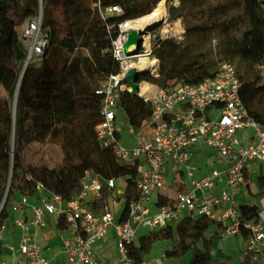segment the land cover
<instances>
[{"label": "built area", "instance_id": "1", "mask_svg": "<svg viewBox=\"0 0 264 264\" xmlns=\"http://www.w3.org/2000/svg\"><path fill=\"white\" fill-rule=\"evenodd\" d=\"M96 6L104 20L123 12L120 5L103 7L99 1ZM129 22L119 24L116 35L112 34L115 26L106 28L119 72L105 79L96 91L101 104L100 119L95 126L99 147L112 151L120 164L137 171V193L124 202L126 219L117 218L115 210V202L122 194L119 181L124 178H104L88 170L79 193L68 202L42 183L37 184L36 203H31L27 196L13 202L10 213L15 216L0 226V242L10 222L21 233L18 244L21 257L15 264H51L40 244L27 234L33 226L46 227L51 219H62L66 226L62 242L65 264H102L94 246L111 231L116 240L117 264H133L129 247L136 243L140 229L151 232L175 227L187 217H206L219 226L222 240L245 234L246 247L239 258L242 264H264L263 215L260 214L259 221H242L238 200L253 164H264V123L249 115L240 94L242 83L235 65L223 62L212 77L198 84L180 83L169 89L137 81V96L150 106L152 114L138 131L129 125L134 145L128 146L122 141L117 116L123 93L132 91L126 75L132 69L140 70L137 64L146 57L157 61L150 76L159 77L161 67L160 59L153 55L159 41L152 44L149 38L146 42L145 36L141 37L136 54L127 55L124 43L133 28L124 26ZM42 25L40 0L39 14L26 22L22 32L27 46L24 68L41 59L48 46L49 34ZM256 68L264 86V61ZM144 84L150 87L146 93H142ZM200 147L216 159L221 165L219 169L198 174L201 167L195 158ZM169 165L177 167V195L160 205L156 198L167 186L165 173ZM27 210L32 214L29 219ZM0 264L7 263L0 259Z\"/></svg>", "mask_w": 264, "mask_h": 264}, {"label": "trees", "instance_id": "2", "mask_svg": "<svg viewBox=\"0 0 264 264\" xmlns=\"http://www.w3.org/2000/svg\"><path fill=\"white\" fill-rule=\"evenodd\" d=\"M120 5L122 14L104 20L96 6ZM161 0H43V30L49 34V43L43 57L33 61L25 70L21 82V97L17 106L16 124L12 99L21 78L27 46L22 32L26 22L40 12V0H0V226L10 218V208L17 195L36 197L37 184L42 183L52 193L70 201L81 187L86 171L104 178H124L127 183L123 198L127 203L137 193L136 169L120 164L114 153L101 149L97 143L95 126L99 122L101 97L96 95L101 83L119 72L114 59L107 26L133 21L150 14ZM184 3V0H179ZM205 3L208 0H189ZM257 11L261 32L248 30L232 51L230 57H240L248 70L240 73V94L249 115L264 123V86L260 84L256 66L264 61V1L243 0ZM178 9H170V18L177 19ZM213 27L187 28L189 35H210ZM172 39L159 41L153 55L161 61L159 77L146 76V81L162 89L174 88L180 83L198 84L215 73L194 58L192 51ZM26 93L49 104H56V115L50 131L43 130L30 116L33 111L25 107ZM72 95L76 112L64 103L66 94ZM128 123L138 131L152 114L141 97L123 93L119 102ZM77 122H73V116ZM15 127V129H14ZM15 132V149L12 139ZM51 142L60 148V160L43 158L37 163L24 160V150L33 143ZM248 175H246V179ZM260 195H264V177H259ZM167 201H161L160 205ZM242 221H259L261 212L254 204L240 206ZM127 217L122 212L121 220ZM58 222L66 227L63 220ZM214 222L206 217L184 218L175 227L151 231L129 247L133 264H143L145 256L163 241H177V254L192 252L190 264H228L212 258V241L208 238ZM244 237L245 234H244ZM3 243L0 242V259Z\"/></svg>", "mask_w": 264, "mask_h": 264}, {"label": "rangeland", "instance_id": "3", "mask_svg": "<svg viewBox=\"0 0 264 264\" xmlns=\"http://www.w3.org/2000/svg\"><path fill=\"white\" fill-rule=\"evenodd\" d=\"M264 1V0H259ZM43 6V0H42ZM178 9V18L172 20L170 18V9ZM43 11V10H42ZM257 11L246 5L243 0H208L205 3L196 4L189 0H184L181 3L179 0H168V16L166 21L159 27L155 28L150 32V42L152 44L163 41L166 39H172L177 43H182L184 48H188L192 51L194 58L198 57L201 62H204L207 66L211 68V73H215L223 62H231L235 65L236 69L240 73H245L248 70V66L244 63L240 57H230L226 59L227 55L232 54V51L237 46L238 42L242 39L243 34L248 30H255L261 32V22L257 19ZM177 24L183 29V33L180 35H174L173 33L162 34L165 26L173 29ZM195 26H207L209 28L213 27L210 35H192L186 33L187 28H194ZM139 49V48H138ZM27 69L22 67L21 75ZM21 79V78H20ZM21 82L20 80L16 95L12 99V110L13 117L16 124L17 106L19 98L21 97ZM131 84V81L129 82ZM4 95V92L0 88V96ZM61 101L60 98L53 100L51 103L47 104L42 100L36 98L33 93H26L25 97V107L32 110L33 113L30 119L39 125L43 130L50 131L52 126L53 118L56 115V104ZM64 103L70 106L75 113V107L72 102V95L70 93L66 94ZM73 122H77V118L73 116ZM122 135L124 137H130L131 135L128 131V125L126 123H121ZM15 129V127H14ZM251 132V131H250ZM249 135V133H248ZM15 149V132L12 139V152ZM206 148L200 147L198 150L197 160L201 162L203 151ZM52 157L54 160H60V148L57 144L47 142L45 144L33 143L24 150V160L26 162L37 163L43 158ZM205 159L202 160L201 164L202 171L198 174L201 175L205 172L211 171L214 168L219 169L221 165L216 163L214 157L210 155L204 156ZM205 160V161H204ZM255 164V163H254ZM252 173L256 174L257 167L253 166ZM177 167L169 165L167 167L165 178L170 184L174 183V179L177 176ZM189 182V179L186 178ZM167 185L166 189L169 196L174 199L177 195V189L174 185ZM264 218V212H263ZM147 230L140 229L138 231V236H141L143 232ZM176 244V243H175ZM160 245H157L152 253L155 256L159 251ZM177 249V246H176ZM243 247L240 246L234 251V259L239 256ZM190 252V251H187ZM236 253V254H235ZM237 260V264H238ZM240 264H242L240 262Z\"/></svg>", "mask_w": 264, "mask_h": 264}, {"label": "crops", "instance_id": "4", "mask_svg": "<svg viewBox=\"0 0 264 264\" xmlns=\"http://www.w3.org/2000/svg\"><path fill=\"white\" fill-rule=\"evenodd\" d=\"M118 116V129L121 134V138L124 144L128 146L134 145V140L131 137H124L122 135V128L121 123H126L129 127L128 119L126 114L119 110L117 113ZM129 131V129H128ZM198 150L196 153L195 161L197 160L198 156ZM209 154V152L203 151L202 154V160L205 159ZM201 160V162H202ZM205 161V160H204ZM199 161H196V163L201 167L202 171V164ZM253 166L257 167V173L253 174ZM251 170L249 171L248 178L246 179L245 187L242 189V192L239 196V203L240 206L244 204H254L259 207L260 212L263 214L264 212V195H260L261 189L259 186V177H264V164L255 163L253 164ZM174 183L170 184V182L167 181V185H174L176 188V181L173 180ZM167 187V186H166ZM119 188L122 192L121 196L116 200L115 202V210H116V217L121 218L122 211L124 207L125 199L122 197L126 188V181L125 179H121L119 181ZM177 189V188H176ZM20 195H17L15 198V201H19ZM38 200V196L31 198V203H36ZM156 200L160 203L161 201H172L174 200L172 196H169V193L167 189H162L158 192ZM15 215L10 213V217L13 218ZM32 214L30 210L26 211V219L31 218ZM220 228L218 225L214 224L211 227L210 233L208 234V238L212 241V251L211 255L214 260L217 261H225L228 260V264H240V255L237 256L236 259H234V251L236 248H239L240 246L243 247V250L246 247V240L244 237L241 236H233L230 237L227 240L220 239L219 236ZM149 233V231L143 232L141 236ZM27 236L35 239L40 246L42 247V250L46 257L50 260L51 264H65L66 259L64 254L62 253V242L64 238L66 237V227H62V225L58 222L57 219H51L50 222L47 224L46 227H35L33 226L30 230V232L27 234ZM141 236H138L136 244L138 243V240ZM21 238L20 231L14 227L10 222L7 226V229L5 231L4 240L2 241V249H1V260L6 262L7 264H15L16 261L21 257L19 250H18V244ZM176 243V244H175ZM177 241H163L157 243L151 253L144 258L143 264H190L192 260V252H187L185 256H180L177 254ZM157 245H160V248H158V252L155 256H152V253ZM242 250V251H243ZM241 251V252H242ZM94 253L96 257L99 259V261L102 264H117L118 259V253L116 250V240L114 233L111 231L109 235L104 238L103 240L96 243L94 246ZM236 254V253H235Z\"/></svg>", "mask_w": 264, "mask_h": 264}, {"label": "bare ground", "instance_id": "5", "mask_svg": "<svg viewBox=\"0 0 264 264\" xmlns=\"http://www.w3.org/2000/svg\"><path fill=\"white\" fill-rule=\"evenodd\" d=\"M168 16V0H161L156 8L153 9V11L145 15L143 17H140L134 21L129 22L126 26L124 27H132V28H137L141 31L144 32V38L146 42L150 38V29L158 25L160 23H164L167 19ZM167 33H173L174 35H180L183 33V29L180 26V24H177L173 29H170L169 27L165 26L163 29L162 34L165 35ZM138 50L137 45L135 44L134 46L131 47V51H136ZM157 61L155 58H142L140 63L137 64V66L142 70V71H149L152 70V68L156 65ZM25 72L22 73L21 79L23 78ZM150 90V87L147 84H144L142 86V93H146Z\"/></svg>", "mask_w": 264, "mask_h": 264}, {"label": "water", "instance_id": "6", "mask_svg": "<svg viewBox=\"0 0 264 264\" xmlns=\"http://www.w3.org/2000/svg\"><path fill=\"white\" fill-rule=\"evenodd\" d=\"M161 25H162V23L153 26L150 29V32L153 31L155 28L161 26ZM142 36H144V32L137 29V28H133L129 31V33L127 35V40L124 43V48H125V51H126L128 56H132V55L136 54L137 50L131 51V47L136 44L137 47L139 48L141 46V43H142V38H141ZM149 75H151V70L142 71L141 69L140 70L132 69L128 72V74L126 75V79L131 81L130 86L132 88V91H131L132 95H134V96L138 95L139 85H138L137 81L139 80V78H143V77H146Z\"/></svg>", "mask_w": 264, "mask_h": 264}]
</instances>
